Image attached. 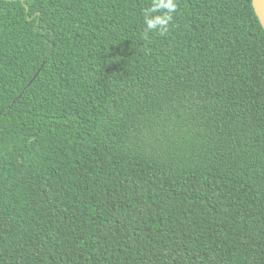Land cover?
<instances>
[{"label":"trees","instance_id":"1","mask_svg":"<svg viewBox=\"0 0 264 264\" xmlns=\"http://www.w3.org/2000/svg\"><path fill=\"white\" fill-rule=\"evenodd\" d=\"M173 2L0 1V264H264V30Z\"/></svg>","mask_w":264,"mask_h":264},{"label":"clouds","instance_id":"2","mask_svg":"<svg viewBox=\"0 0 264 264\" xmlns=\"http://www.w3.org/2000/svg\"><path fill=\"white\" fill-rule=\"evenodd\" d=\"M160 9H167L164 15L152 16V13ZM176 4L173 0H153V6L147 10L150 18H147L145 23V32L158 30L160 35H164L167 30V25L171 20L170 13L174 12Z\"/></svg>","mask_w":264,"mask_h":264},{"label":"water","instance_id":"3","mask_svg":"<svg viewBox=\"0 0 264 264\" xmlns=\"http://www.w3.org/2000/svg\"><path fill=\"white\" fill-rule=\"evenodd\" d=\"M1 2H8V3H22L26 4L27 1L30 0H0ZM253 10L255 12L256 17L258 18L261 27L264 30V0H252Z\"/></svg>","mask_w":264,"mask_h":264}]
</instances>
